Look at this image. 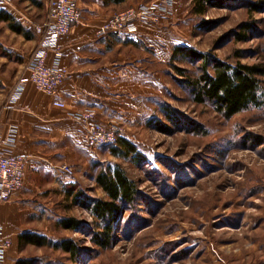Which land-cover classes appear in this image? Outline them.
<instances>
[{
	"label": "rangeland",
	"instance_id": "1",
	"mask_svg": "<svg viewBox=\"0 0 264 264\" xmlns=\"http://www.w3.org/2000/svg\"><path fill=\"white\" fill-rule=\"evenodd\" d=\"M12 1L30 8L36 19L49 5V0ZM229 1L230 7H209L199 15L193 0H181L174 40L233 65L264 67V0ZM245 24L250 25L247 31ZM201 65L171 57L157 67L160 84L149 119L157 118L166 132L148 126V119L132 128L119 121L103 124L121 127L144 162L117 158L103 148L86 161V168L75 169L70 189L92 199L108 200L94 178L109 164L119 165L138 186L136 201L120 210L109 246L60 227L61 218L74 217L91 232L103 230L89 211L58 193L42 201L49 211L32 217L33 225L54 241L75 240L82 254L76 262L61 250L30 246L24 256L36 259L33 264H264V96L261 107L225 119L212 106L194 102L177 70L195 77ZM5 94L0 91V100ZM159 104L170 106L178 121L169 120Z\"/></svg>",
	"mask_w": 264,
	"mask_h": 264
},
{
	"label": "crops",
	"instance_id": "2",
	"mask_svg": "<svg viewBox=\"0 0 264 264\" xmlns=\"http://www.w3.org/2000/svg\"><path fill=\"white\" fill-rule=\"evenodd\" d=\"M143 3L78 0L83 19L60 39L58 66L68 72L67 78L52 97L27 83L15 103L9 102V97L38 45L34 27L46 20L48 9L36 19L30 8L21 9L12 0L9 5H0V12H8L30 31L27 37L12 31L8 22H0V31L4 29L0 34V91L6 93L0 100V151L27 159L24 188L0 205V221L12 241L6 264L30 259L24 252L31 245L21 248L19 237L24 232L42 234L32 218L48 213L42 201L58 193L67 194L75 183V169L86 168V161L103 151V147L89 146L71 115L92 110L101 124L119 121L130 128L144 124L153 115L160 84L157 67L170 60L174 47L180 44L174 40L172 27L180 17L181 0H173L171 15L137 22L135 33L97 36L99 27L112 15ZM47 64L55 65V52H50ZM56 100L64 102L66 108L54 106ZM123 137L131 141L127 134ZM64 166H70L73 173L66 174Z\"/></svg>",
	"mask_w": 264,
	"mask_h": 264
},
{
	"label": "trees",
	"instance_id": "3",
	"mask_svg": "<svg viewBox=\"0 0 264 264\" xmlns=\"http://www.w3.org/2000/svg\"><path fill=\"white\" fill-rule=\"evenodd\" d=\"M122 2L123 0H116ZM228 0H193V12L203 15L209 7H230ZM257 8V7H255ZM0 22H8L9 28L16 33H23L29 37L30 31L26 30L11 14L5 11L0 12ZM209 24V23H205ZM250 29V25H244V31ZM245 35L240 34L239 40H244ZM172 59L174 61H189L201 63L200 73L190 77L188 71L177 68L181 76L185 77V84L190 89L193 100L196 104L210 105L225 119H231L251 107H261L263 104V81L264 67L261 65H247L237 63L235 65L218 59L211 54H205L195 49L177 45L173 49ZM161 111L171 121H178L175 111L168 105L159 104ZM148 126H154L160 131H167V128L157 121V118L148 119ZM117 158L130 159L135 163L145 161L143 155L138 151L137 146L130 140L120 137L118 143L112 146H104ZM94 181L106 193L108 200L92 199L86 197L82 190L73 193L72 189L67 190V197L72 198L75 204L84 207L97 220L102 232H91L88 225L74 217H64L59 221L60 227L65 230L83 232L91 235V241L100 247H108L111 234L115 225L120 219L122 207L136 201L139 191L135 180L129 178L126 172L119 165L109 164L104 170L95 175ZM20 247L31 245L37 248L49 247L54 250H61L68 254L71 260L79 261L82 249L79 244L70 238L54 241L48 236L24 232L19 237ZM36 259H22L17 264H33Z\"/></svg>",
	"mask_w": 264,
	"mask_h": 264
},
{
	"label": "built area",
	"instance_id": "4",
	"mask_svg": "<svg viewBox=\"0 0 264 264\" xmlns=\"http://www.w3.org/2000/svg\"><path fill=\"white\" fill-rule=\"evenodd\" d=\"M9 4L10 0H0V5ZM172 6L173 0H161L160 3L142 4L135 9L116 13L99 27L97 36L105 38L110 33H135L137 22L150 20L161 14L169 16ZM82 19L83 13L78 0H49L46 20L34 27L39 37L38 45L18 77L9 102L15 103L21 97L27 83H32L37 90L48 96L56 95L58 87L68 76V72L58 66L61 58L60 39ZM51 51L55 52L53 67L47 64ZM53 104L62 109L66 108V104L58 100ZM71 117L86 135L91 148L116 145L119 138L125 135L124 130L115 123L103 126L92 110H80ZM26 164L25 157L5 155L0 151V205L10 202L24 188ZM64 172L71 175L73 170L70 166H64ZM11 246L12 241L6 236L0 221V264H6L7 253Z\"/></svg>",
	"mask_w": 264,
	"mask_h": 264
}]
</instances>
